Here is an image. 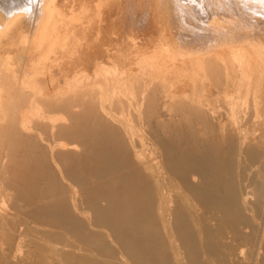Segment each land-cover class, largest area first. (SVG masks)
Segmentation results:
<instances>
[{"label":"bare ground","instance_id":"bare-ground-1","mask_svg":"<svg viewBox=\"0 0 264 264\" xmlns=\"http://www.w3.org/2000/svg\"><path fill=\"white\" fill-rule=\"evenodd\" d=\"M0 264H264V0H0Z\"/></svg>","mask_w":264,"mask_h":264},{"label":"rangeland","instance_id":"rangeland-1","mask_svg":"<svg viewBox=\"0 0 264 264\" xmlns=\"http://www.w3.org/2000/svg\"><path fill=\"white\" fill-rule=\"evenodd\" d=\"M0 203H1V197H0Z\"/></svg>","mask_w":264,"mask_h":264}]
</instances>
